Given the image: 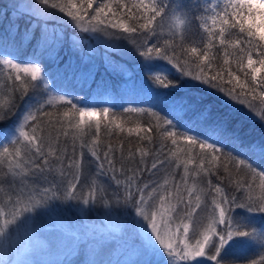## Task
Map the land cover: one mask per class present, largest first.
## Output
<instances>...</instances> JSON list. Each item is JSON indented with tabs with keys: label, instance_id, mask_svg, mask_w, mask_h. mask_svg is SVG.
<instances>
[{
	"label": "snow or ice",
	"instance_id": "snow-or-ice-1",
	"mask_svg": "<svg viewBox=\"0 0 264 264\" xmlns=\"http://www.w3.org/2000/svg\"><path fill=\"white\" fill-rule=\"evenodd\" d=\"M18 7V5H14ZM43 6V7H41ZM57 9L69 18L70 26L80 29L83 32H100L105 35H113L107 32V29H119L123 33L130 34L126 39L134 46L140 57L147 62L145 64L146 71L151 74L154 71H162L159 65L152 63L154 60H167L174 64L180 71L181 76L190 77L192 81L198 82L221 93L228 101L233 102L235 112L239 109L235 105H246L249 110L255 111V105L251 101H255L257 96L264 101V0H227L222 10L217 11L213 6L212 16H207V7L204 13L198 15L201 9L200 3H184L183 0H172L169 4H164L163 0H137L136 3L128 5L122 0H66V3L59 0H33V3L26 6V10L21 16H29L32 20H40L45 15V9ZM127 8L126 13H122V9ZM31 9V11L27 10ZM136 9V13H133ZM138 13V15H137ZM40 14V15H38ZM111 14V16L109 15ZM123 15H127L128 19H135L137 22L130 25L123 19H118ZM159 18V23H157ZM211 20L212 29L217 28L218 32H214L208 26ZM199 21V27L208 34V47H212V38L216 35L220 38V43L225 42V35H232L231 30L238 29L240 34L245 37L244 40L237 39L235 42L229 41L233 47L239 46V54H237L235 62L238 69L242 70L247 67L249 71L244 72L245 80L242 82L240 76L233 71H227V79L223 72L210 74L206 69L211 68V60L208 51L198 54L197 47H191L190 52L196 57L191 63L195 66L196 71H185L180 67L173 56L169 55L167 41L165 46L161 47L158 43L151 46L140 45L135 36L131 34L138 31L150 32L157 35V29H163L168 24L169 31L173 38L177 32L180 33L181 39H184L187 27L194 22ZM47 22L41 28V38L43 33L48 29ZM53 28L55 25L52 26ZM17 32L19 28L17 27ZM35 35L34 28L32 29ZM147 39V37H145ZM246 44V46H244ZM174 51V49H173ZM255 55V58H254ZM246 58V65H245ZM229 61L224 60L227 65ZM0 66L15 71V76L8 74L7 80L11 81V90L14 94L19 91L21 98L32 90L37 94L38 98L27 103L23 113L17 119L16 126L7 131L0 129V136L8 140L10 146L0 145V163L5 158L8 159V171L6 175H10L13 180L9 187L13 191L5 192L4 187L0 184V192L4 193V199L0 201V240L8 249L10 257L11 241L10 234L13 227H18L27 223L29 214L36 212L40 207L45 206L50 200L65 199L79 201L84 205L100 202L103 203L110 212L115 213L117 209L122 212H128L134 215L133 226L142 230L143 238L140 240V247L144 255L151 257H163L166 253L168 259L163 264H202L197 257H204L207 261L214 264H222L225 254L233 245L242 243L241 238H247V241L259 243L264 248V227L259 230L254 226L251 217L234 215L235 208H243L248 213H264V172H257L251 165H247L244 159H237L234 155L224 153L223 140L227 139L234 143H239V137L236 135L233 120L234 115L227 113L217 114L211 109L210 101L203 99L196 101L189 98L186 107L193 108L197 111L201 124L205 131L199 135H189L185 132L175 131L177 127L172 120L160 117L152 112L158 122H162L164 128L162 136L171 139L173 145L177 144L178 138L187 143L189 148L199 147L201 156L197 169L190 173L188 164L194 160L189 157L185 161L184 173L181 177V183L187 184V176L189 174L198 176L201 172L205 175L209 173L210 168L216 167V162L221 160L234 161L237 168L244 166L252 175L251 182H237V189L244 191V196L237 198L225 195L223 189L215 188L216 197L212 199V211L207 218L206 225H201L202 231H198L193 225L192 217L196 213V209L200 207V196H196L197 203L193 205L191 194L195 190V184L192 188H188V198L185 199L180 191L179 184L173 188L168 187V180L164 183L152 181L151 183L143 182L139 179L137 171H133L132 175L127 176L121 184V179L115 175V164L108 153L104 154V161L99 165L103 170L104 163L108 164V170L113 172L111 179L115 182L117 190L115 191V199L107 197V189L100 187L97 189V180L93 178L89 186V194L87 197L80 195L84 185L78 189L81 180V163L79 161H69L67 167L71 169L76 167L77 172L72 179H66L68 175L61 172L62 180L60 182L49 181L45 172L51 171L49 156H55L60 159L56 151L50 146L45 152V136L42 124L44 118H51L53 113L49 108L55 105L63 106L61 111L57 108V116L55 123L61 125L63 134L69 135L68 130H72V136L75 140L79 136L86 134V129H95L92 144L97 143L101 125L105 122L114 124L117 129L123 131L121 123L113 117L110 119V109H97L91 105L85 106L83 103H77L66 95H55L45 81V72L39 61L20 63L14 59H0ZM23 72V79L19 73ZM259 76V78H258ZM250 79V82H249ZM155 81L159 82L164 88L178 89L186 87L191 90L194 84L184 83L176 84L168 79L162 78L159 74L155 76ZM235 81V84H233ZM19 82V83H17ZM54 86V85H53ZM239 88L240 91L236 89ZM259 89V91H257ZM251 97V101L248 97ZM183 103L185 98L181 97ZM14 95L9 99L7 104L0 103V120L6 119L15 108ZM126 112H142L144 109L128 108ZM260 119L264 121V110L258 113ZM50 124L52 120L48 121ZM66 122V127H65ZM159 127V124H158ZM142 130L138 129L137 131ZM129 133L133 129H128ZM91 154L97 160L100 157L94 149H90ZM24 152L41 157L42 164H31L24 158ZM149 155L148 152H141V157ZM175 155V153H172ZM165 159L155 160L152 162V169H157L159 165H165ZM205 160L208 161L209 167H205ZM143 162V159H142ZM225 171L228 170L227 163L224 165ZM123 171V169H121ZM33 176L37 173L41 174L40 179L44 181L46 186H40L35 183L29 184L26 177L29 174ZM255 178H259L260 194L254 195L253 184ZM19 180V186L16 181ZM210 183V182H209ZM245 184L247 187L245 188ZM123 188V193L119 191ZM173 189L175 191H173ZM99 192V196L97 193ZM173 196L175 200L173 201ZM113 205L115 207H113ZM187 219V222H185ZM175 225V231L172 226ZM190 226L193 228V235H189ZM223 226V227H221ZM182 229V231H181ZM207 249V251H206ZM0 264H14L11 258L0 260ZM143 264H160V261L148 259ZM252 264H264V257L258 262L252 261Z\"/></svg>",
	"mask_w": 264,
	"mask_h": 264
},
{
	"label": "trees",
	"instance_id": "trees-1",
	"mask_svg": "<svg viewBox=\"0 0 264 264\" xmlns=\"http://www.w3.org/2000/svg\"><path fill=\"white\" fill-rule=\"evenodd\" d=\"M21 1L25 2V4H21L20 1L18 5L13 0H0V59L5 54L9 55L10 53L7 52L12 50L14 51L13 56H18L22 62L39 61L43 66L45 74L52 77L53 88L58 94H65L67 96L77 95L85 100L86 103H83L85 106L91 105L97 109L109 108L110 119L114 117L117 122L122 124L124 129L120 131L114 124L105 122L101 125L95 145L92 144L95 134L94 128L86 129V134L74 140L72 130H68L69 135L65 136L61 125L55 123L58 114L57 108H60L62 111L63 106L58 104L50 107L49 111L53 115L51 118H44L42 124L45 130V152H47V148L50 146L56 151L60 159H56L55 156L48 157L49 163L52 166L51 171L45 172L42 175H46L49 181L60 182L62 180L60 176L62 171L68 174L66 179H72L77 169L75 166L69 169L67 164L69 161H79L81 163L80 170L82 174L80 184L77 187L78 189H80L81 185H84V187L81 191H78L77 195H86L85 191H89L88 185L95 178L97 180V189L100 187L106 188L107 197L114 200L117 186L111 179L113 172L108 170L106 162L104 163L103 170L99 167L100 163L104 161L105 152H107L109 158L114 160L115 175L121 179V184H123L127 176L132 175L133 171H137L139 179L143 182L151 183L152 181H157L162 184L167 179L169 188H173L174 185L179 184L180 191L185 199L188 198L187 189L192 188L193 184H195L191 200L193 205H195L197 203L196 196H200V207L196 209V213L193 215V222L196 228H199L202 224H205L212 211L213 197L219 199L215 192L216 187L222 188L224 194L229 197L236 196L237 198H241L244 196V191L237 189V182H251L253 177L246 167L240 166L237 168L234 161L221 160L216 162V167L210 168L207 175L203 172L198 176L189 174L187 176V184L181 183V177L185 176L183 171L185 161L189 157L194 160L193 163L187 165L190 173L198 170L197 165L201 151L198 146L189 148L187 143L179 138L177 144L173 145L171 139L161 135L166 126L162 122H158L156 117L150 113L154 112L162 118L172 120L177 125L174 129L175 131L185 132L189 135H199L205 129L200 122L197 111L185 106L189 98H194L196 101L201 99L210 101L209 106L214 113L234 115L235 119L232 124L240 142L234 143L224 139V153L234 155L237 159H244L245 163L251 165L257 172H264V121L260 117L248 116V114L240 109L238 113L235 112L233 102L224 101L221 93L192 81L190 77L181 76L178 68L167 60H154L152 63L166 70V75L161 76L162 78L176 84L187 82L195 85L191 90L186 87L178 89L164 88L159 82L155 81L153 74L156 71L151 74L146 71L145 64L147 62L143 57L139 56L136 46L126 39L130 35L128 33H123L119 29L112 28L107 29V32L113 33V35L95 32L100 39H105L110 44H116L120 51L108 49L97 40L93 32H83L80 29L71 27L69 18L57 9L46 8L44 10L46 14L40 20H32L29 16H21V13L26 10V6L31 5L33 0ZM211 1L183 0L186 4L200 3L201 9L198 15L204 13L206 6V15L209 17L215 14L212 11ZM59 2L66 3V0H59ZM122 2L130 6L136 3L137 0H122ZM171 2L172 0H163L164 4ZM77 3H79V0H77ZM14 5H18L19 8ZM223 5V3H219L216 10H222ZM27 10L31 11V9ZM121 11L122 13H126L127 8ZM132 11L136 13V9ZM109 15L111 16V14ZM118 19H123L124 22L130 25H134L137 22L135 19H128L127 15L118 17ZM45 22L48 23L49 27L43 33V38H41V28ZM157 23H159V18H157ZM53 25H55L54 28L52 27ZM208 26L212 29L210 19ZM17 27L19 28V32L16 30ZM33 28L35 32L34 36ZM212 30L218 32V26ZM231 32L233 33L232 35L226 33L223 44L220 43L218 35L214 36L212 38V47H208V34L203 28L199 27V21L187 27L184 39H181L179 32L173 38L168 24H165L162 30L158 28L157 35L144 31H138L131 35L137 38L140 45L151 46L153 43H158L161 47H164L167 41L169 55L173 56L176 63L180 67H183L185 71H196L195 66L191 63V61L196 59L190 52L191 47H197L198 54L208 51L211 68L206 70L210 74L222 71L227 79V71L231 70L239 75L243 82L245 80L244 72L249 70L247 67H244L242 70L238 69L235 59L237 54H239V46L233 47L229 41L244 40L245 37L238 32V29H233ZM44 38H47L46 41L51 39L52 43L47 44L46 41L42 42ZM88 55L91 57H88ZM225 59L229 61L227 65L224 64ZM88 71L92 73V76L87 75ZM69 72L73 75L68 74ZM9 73L13 77L16 74L14 70H8L0 66V103L7 104L9 99L14 95L16 105L13 112L6 119L0 120V129L2 130L14 128L16 120L25 104L35 97L38 98L37 94L32 90H29L28 94L23 98H21L19 91L13 94L11 90L12 82L7 80ZM259 75H264V73ZM20 76L23 79L30 80V77H25V75ZM61 79L67 80L69 85ZM88 79H91L92 84L89 87L88 93L83 94L81 90L87 85ZM233 84H235V81H233ZM76 86L80 87L77 88ZM149 90L153 93V96L159 97L156 100L157 102L152 103L151 99L148 100L143 93ZM236 90L240 91L239 88ZM129 91H131L130 94L132 96L125 100L126 93ZM181 97L185 98L183 103L181 102ZM101 98L104 100L103 105H97L99 103H95L94 99L99 102ZM248 100L251 101L250 96ZM251 102L255 106H263L264 110V101H261L259 96H257L255 101ZM128 108H140L145 111H124ZM235 108L238 109L237 107ZM49 119L52 120L51 124L48 122ZM129 128L133 129L131 133L128 131ZM138 129L142 130L137 131ZM0 145L10 146L8 140L2 136H0ZM90 149H94L97 152V155L100 157L99 160L92 156ZM141 152H148L149 155L142 158ZM172 153H175V155H172ZM165 157H167L165 165L158 164L157 169H152L151 164L153 161L165 159ZM24 158L28 159L31 164H42L41 157L35 156L34 153L24 152ZM8 159L5 158L3 163H0V184L3 185L5 192L13 191L9 187L13 178L10 175H6L8 171ZM225 163L228 166L227 171H225ZM205 167H209L207 160H205ZM40 175L37 173V175L33 176L30 173L26 179L29 184L35 183L40 186H46L44 181L40 179ZM16 185L19 186V180L16 181ZM246 187L247 184H245ZM253 189L254 195L260 194L259 178H255ZM119 191L122 194L123 188L121 187ZM173 191L175 190L173 189ZM97 196H99V192ZM3 199L4 193L0 192V201ZM172 199L174 201L175 197L173 196ZM77 200L79 199H53L47 205L52 207L54 205L60 208L61 203L67 202L68 205H73ZM94 207L95 209H101L105 206L103 203L97 201ZM113 207L115 206L113 205ZM117 211L122 212L120 209H117ZM245 212L243 208H235L233 214L236 216H247ZM251 219L257 230L264 227V213H255V218L251 217ZM261 249L262 247L256 244L247 252L241 254L243 258H239L234 254H225L223 263L252 264L249 256L253 253L254 257H256Z\"/></svg>",
	"mask_w": 264,
	"mask_h": 264
},
{
	"label": "rangeland",
	"instance_id": "rangeland-1",
	"mask_svg": "<svg viewBox=\"0 0 264 264\" xmlns=\"http://www.w3.org/2000/svg\"><path fill=\"white\" fill-rule=\"evenodd\" d=\"M13 1L18 5L19 1L21 4H25L21 0ZM211 3L212 7L216 6L217 8L219 3L225 4L227 0H212ZM94 34L97 40L108 49L120 51L116 44H110L105 39H100L96 33ZM46 39L44 38L42 42L46 41ZM46 42L47 44H51L52 40L48 39ZM7 53L10 54H5L2 58L14 59L17 62L24 63L18 56H13L14 51L10 50ZM88 57L91 56L88 55ZM85 59L88 60V58ZM88 61L91 60L89 59ZM160 68L162 71H156L153 74L154 77L157 74L160 76L166 75V70L163 67ZM19 74L24 75L23 72ZM68 74L73 75L71 72ZM87 75L92 76V73L88 71ZM52 80V77L45 74V81L51 91L57 96L65 95L58 94L55 91ZM61 80L69 85L67 80ZM86 84L81 90L83 94L88 93L89 87L92 84L91 79H88V83ZM76 87L79 88L80 86ZM130 93L131 91L126 93L125 100L132 96ZM143 93L148 100L151 99L152 103L157 102L156 100L159 98L158 96H153L150 90ZM67 97L74 101L76 99L77 103H86L85 100L77 95H69ZM94 100L95 103H99L97 105L104 103L103 98L99 102L96 99ZM223 100L226 101L227 98L223 96ZM26 105L27 103L21 113H23ZM235 107L248 114V116L253 117H259L258 113L263 110V106H255V111L249 110L246 105H235ZM4 130L7 131L6 128ZM85 193L87 194L83 196L87 197L89 191H85ZM94 206L95 203L90 202L89 205H84L77 200L73 205H68L67 202L61 203L60 208L47 204L38 208L36 212L29 214L30 218L27 223L13 227L10 234L12 246L10 257L8 249L2 245L4 241L0 240V260L11 258L14 264H143L145 260L155 259L160 261V264H163L168 259L166 253L163 257L157 256L154 258L151 255L146 256L142 253L140 240L143 238V233L142 230L133 226L134 215H129L128 212H118L117 210L115 213H112L106 207L95 209ZM246 214L249 217L255 218V213L245 212ZM193 219L192 217V222ZM185 222H187V219H185ZM206 223L207 221L202 225H206ZM193 225H195L194 222ZM175 227V225L172 226L173 231H175ZM196 229L198 231L203 230L201 226ZM193 234V228L190 226L189 235ZM241 240L243 241L242 243L233 245L226 254H234L239 258H243L241 254L259 244L255 242L250 243L247 241V238H241ZM254 256L252 253L249 258L252 261H260L261 257H264V248L259 251L256 257ZM197 260L202 261V264H214V262L207 261L204 257H197ZM180 264H183V262H180ZM190 264H195V261H191ZM222 264H224L223 261Z\"/></svg>",
	"mask_w": 264,
	"mask_h": 264
}]
</instances>
